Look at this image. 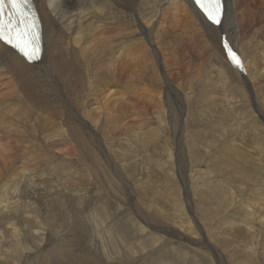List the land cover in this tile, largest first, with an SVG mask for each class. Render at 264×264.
<instances>
[{
	"label": "rangeland",
	"instance_id": "374dc122",
	"mask_svg": "<svg viewBox=\"0 0 264 264\" xmlns=\"http://www.w3.org/2000/svg\"><path fill=\"white\" fill-rule=\"evenodd\" d=\"M255 40L251 58L258 57ZM196 51L166 59L165 70H174L171 87L160 62L153 87L133 92L104 87L107 78L95 74L88 95L78 93L83 105L77 107L85 120L94 112L108 121L99 143L91 130L79 138L63 117L41 108L43 116L36 111L25 126L0 129L7 151L2 196L18 180L14 173L27 177L25 189H15L12 210L5 200L0 206V264H264L263 83L245 86L211 42ZM124 59L130 72L135 61ZM263 63L257 67L264 71ZM134 78L126 74L127 81ZM96 127L102 130V122ZM125 173L126 189L117 177ZM149 226L195 240L204 226L224 261L202 244L157 235Z\"/></svg>",
	"mask_w": 264,
	"mask_h": 264
},
{
	"label": "bare ground",
	"instance_id": "6f19581e",
	"mask_svg": "<svg viewBox=\"0 0 264 264\" xmlns=\"http://www.w3.org/2000/svg\"><path fill=\"white\" fill-rule=\"evenodd\" d=\"M27 2L38 14L37 18L42 28L40 36L43 52L38 62L28 63L0 41V91L2 92L0 93V129L6 125H11L13 129L23 127L27 121H30L32 114L34 116L37 114L36 111L40 113L42 110H48L55 112L57 119L63 117L62 123L68 132L74 130L73 134L80 138L81 134L83 136L91 130L88 136L96 138L95 141L99 143L101 133L108 121L102 114L96 117L94 112L85 120L79 116L78 109L83 105L81 101L83 98H80L78 93H83L84 97L88 95L95 74L98 73L99 78H107L104 87H131L130 92H133L134 87H153V81L157 79L159 72V69L156 71V63L160 62L163 83L171 87L170 80L174 70H165V64L167 68L169 67V61L166 59L171 57L175 59L178 54L175 53L176 51H185L193 55L197 52L196 49L205 47L207 42L214 44L219 51L222 49L220 46L222 34L226 41L231 43L232 50L237 53L241 71L237 69L238 65L234 67L245 86L259 87V82H256L259 80L263 83L261 87H264L263 68L257 67L264 61V0H259V4L258 0H225V14L220 25L216 27L201 16L190 0H27ZM255 38L258 39L260 53L256 49L258 57L251 58ZM130 57L135 62L132 66L133 70L129 72L125 71L122 62L124 58L130 60ZM118 68H121V71ZM126 74L135 78L127 81ZM10 91L13 92L14 99L8 94ZM118 101L120 102L119 99L114 100L115 103L111 107L113 111ZM41 114L43 116L42 112ZM100 122L103 129L98 131L96 126ZM92 123L95 127L92 126L90 129L88 125ZM200 128V126L195 127L199 136ZM73 134L69 137L71 138ZM4 152L7 151L0 146V162L6 165L1 161L5 158ZM260 159L262 160V157ZM126 173L123 177L120 174L117 176L125 189V184L129 183L125 180ZM20 175L21 171L12 176L13 179L18 177V180L12 182V188L8 187L10 180L5 178L1 181L3 188H8L4 196L0 189V206L4 205L2 203L4 200L8 202L5 207L7 211L12 210L11 205L15 202L13 201L16 197L15 189H25L23 185L27 177ZM39 181V185L45 182ZM227 181L231 180L227 178ZM186 184L183 183L182 188L188 192L185 188ZM204 201L207 202L208 199ZM6 210L4 212H7ZM261 211L264 212V209ZM234 219L237 217L234 216ZM149 228L153 230L151 226ZM203 228L208 234L206 227ZM166 229L159 227L157 230L154 228L153 231L157 235L172 234L173 240L187 244H202L214 257H219L220 254V258L224 261L223 252L217 253L205 233H202L201 240H195L179 232H172L171 229V233L169 230L166 232ZM30 232L29 230V236Z\"/></svg>",
	"mask_w": 264,
	"mask_h": 264
},
{
	"label": "snow or ice",
	"instance_id": "6c2138e0",
	"mask_svg": "<svg viewBox=\"0 0 264 264\" xmlns=\"http://www.w3.org/2000/svg\"><path fill=\"white\" fill-rule=\"evenodd\" d=\"M5 3H7L10 11H18L22 6L19 0H0V41H3L11 49H15L20 56L29 62L38 59L40 35L35 27V20H32L30 24L26 21H20L16 25H12L11 18H9L8 23H4ZM197 5L213 25L221 23L223 15L222 0H197ZM20 23L25 24L23 29L20 28ZM231 58L239 64L234 55Z\"/></svg>",
	"mask_w": 264,
	"mask_h": 264
}]
</instances>
